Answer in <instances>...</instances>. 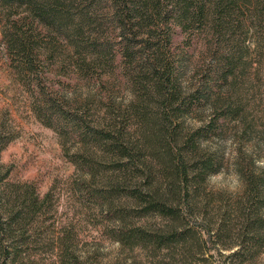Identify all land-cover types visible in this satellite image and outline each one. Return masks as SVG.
<instances>
[{
	"label": "trees",
	"instance_id": "1",
	"mask_svg": "<svg viewBox=\"0 0 264 264\" xmlns=\"http://www.w3.org/2000/svg\"><path fill=\"white\" fill-rule=\"evenodd\" d=\"M0 22L15 78L75 166L77 211L60 220L54 186L12 179L0 158V264L48 249L56 264H100L79 254L87 219L152 264L198 261L205 233L217 250L241 246L232 256L259 253L264 172L238 165L235 201L207 182L225 158L211 142L260 134L264 0H0ZM5 117L0 155L14 137ZM235 228L244 239L227 244Z\"/></svg>",
	"mask_w": 264,
	"mask_h": 264
},
{
	"label": "rangeland",
	"instance_id": "2",
	"mask_svg": "<svg viewBox=\"0 0 264 264\" xmlns=\"http://www.w3.org/2000/svg\"><path fill=\"white\" fill-rule=\"evenodd\" d=\"M1 28L0 22V117L6 115L7 120H5L14 136L3 149L0 155L1 162L11 168V178L14 180L36 182L43 193L54 186L59 198L60 220L72 218L77 211L73 210L75 205L71 194L67 191V186L75 172V166L64 155L56 130L44 124L32 110L28 92L18 83L13 67L7 62ZM262 74L263 81L259 85L260 88L257 86L259 83L256 76H252L256 85L255 99L258 104L256 118L257 120L260 118V125H258L260 134L252 133L242 142L238 134L228 135L211 142L222 148L225 157L222 170L208 177L207 190L216 193L215 197L224 196L226 199L228 196L230 200L235 201L240 200L244 195L245 181L238 171V165L241 163L245 166L252 159L256 172H264V71ZM80 91L83 93L86 90L82 88ZM261 100H263L262 103ZM262 212L264 214V205ZM210 218L213 220L211 227L215 229L222 218L212 214ZM233 219V223H236L238 218ZM79 227V254H95L100 264H133L134 261L140 262L139 259L142 264L153 262L152 258L145 257V254L140 251L135 254L123 250L119 242L108 234H103L91 219L82 222ZM203 239L204 251L198 261L191 264H264V246L259 253L237 257L232 256V253L237 249L240 250L241 246L217 250L221 245L217 248L214 246L215 237L210 240L205 233ZM243 239L239 238L238 228H235L232 230L231 240L226 242L227 244L241 242ZM35 258L36 264H56L55 255L51 249L39 252Z\"/></svg>",
	"mask_w": 264,
	"mask_h": 264
}]
</instances>
